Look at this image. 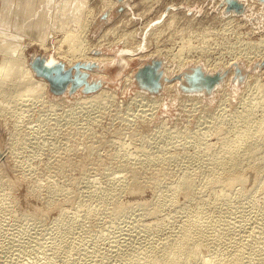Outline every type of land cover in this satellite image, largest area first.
I'll use <instances>...</instances> for the list:
<instances>
[{"label":"bare ground","instance_id":"obj_1","mask_svg":"<svg viewBox=\"0 0 264 264\" xmlns=\"http://www.w3.org/2000/svg\"><path fill=\"white\" fill-rule=\"evenodd\" d=\"M56 1L5 0L1 8L0 18L3 23H9L10 27L8 26L9 29L0 28V120L4 129L9 131L8 144L12 151L19 144L32 147L37 145L34 142L36 134L32 132L35 134L33 137L36 136L33 140L30 138L32 135L30 136V133L24 132L21 128L24 121L20 123L24 117L31 114L30 111L35 107V103L47 102V108L54 109L53 105L59 104L62 99L73 97L72 99L76 100L77 104L65 109L64 116L73 121L76 120V116L80 115V118L83 117L85 121L81 125L85 126V123L94 122L98 120V116H102L101 114L105 112L102 108V98L111 95V88L106 84L91 93H74L71 96L66 93L58 96L52 95L48 90V80L37 76L30 65L28 49L34 46L32 44H36L35 47L40 52L47 53V63L61 60L66 65H71L77 61H95L104 67L102 70L91 71L93 76L97 74V76L110 79L111 75L107 74L109 72L107 67L110 63H117L122 68L128 65L129 60L137 56L132 55L135 54L133 51L136 47L135 42L134 44L131 42V38L135 34H142L145 26L138 29L127 27L134 21L135 15L130 10L131 5L132 7L135 5L134 1L129 5L127 3L122 9L121 16L124 17L120 16L110 25L107 24L93 41L86 37L87 25L90 23L91 27L103 10L110 16L119 1L106 0L103 10L90 15L89 19L84 17L80 22L73 21L71 25L68 24L70 19L66 20L65 30H63L65 25H62V19L57 18V10L53 11L54 5L55 8L58 7ZM239 1L251 10L243 16H250L257 8L261 10L263 8L260 0ZM162 12H166L169 16L177 13L174 8L165 9V11L163 9ZM239 15L232 14L231 16L235 24L242 17ZM50 21H53L52 26L49 24ZM164 21L168 22L166 19ZM115 29L121 32L106 41L104 38L105 42L100 44L102 37L109 32L112 34L118 31ZM116 41L121 42V48H112L108 52H93L94 49L100 48L98 46L105 47ZM181 43L179 50L168 56L171 59H178V70L187 60L183 58V52L206 50L205 45L199 43L192 45L189 39L182 38ZM256 45L259 57L264 58V40L257 41ZM231 54L232 58L244 56L243 60L246 62L254 59L241 49ZM143 57H145L143 53L137 56L139 59ZM133 72V69H130L124 75V79L133 80ZM163 73L168 77L175 75L174 70L168 65L163 68ZM230 76L231 73L223 83L214 88V91H221ZM254 76L255 74L245 80L249 83L254 82V91L246 99L242 98L237 106L231 107L228 110L229 113L224 107H216L215 111L211 108H202L207 114L206 117L200 120L197 118L199 121L197 123L195 120L197 123L195 127L183 131V136L179 133L182 137H179L178 133L174 135V132L168 130L167 127L156 124V127L160 129L157 133L151 132V140L146 138V132H141L142 134L139 135L141 143L134 145V152L126 148V141L125 144L119 143L121 152L118 149L114 150L115 152L112 151V155L117 159L114 161L111 158L115 163L110 161L109 164L112 162L120 166H112L113 170L110 167V172L107 166L98 167V171L93 167V172L102 171L105 176H108L103 177L99 172L102 178H107V181L102 180L105 183L103 185V182L101 184L96 182L101 181V178L96 181L95 179L90 181L92 180L90 179L88 181L90 184L88 183L84 191L81 190L83 194L79 193V188L83 187L78 188L77 177L73 178L74 182L73 179L71 180L72 188L68 185L65 188L66 185L63 186L55 179L54 182L48 181L47 183L44 180L45 183H43L40 182L43 179L33 178L31 173L34 170L33 166L20 169L21 175H25L30 180L27 188L29 194L34 198H39V193L43 192L46 206L58 205V212L53 220L56 222L57 229L54 234L52 233L54 229L51 232L52 235L49 233L50 238H46L50 239L49 241L40 243L38 247L45 255L44 260L43 253H40L43 259L41 261H44L42 264H264V227L263 224H252L255 218L264 217V212L261 211L263 208L259 204L262 198V202L264 201V83H259ZM176 86L177 80L164 82L162 91L172 92L177 90ZM162 91L157 94H148L144 90L135 89V95L138 98H135L134 104L140 108L135 109V113L129 116H136L139 110L144 115H152L156 96ZM194 95L198 97L202 94L195 93ZM37 109L39 110L40 106ZM140 115L136 117L142 119L140 121L143 122L145 116L142 115L140 118ZM58 119L60 120V116ZM120 119L129 121L126 113ZM87 125L90 127V124ZM137 125L136 127L140 126ZM80 128L83 130V127ZM76 129L79 130L77 127ZM21 131L24 132L23 135L18 134ZM86 133L83 137H86ZM212 134L215 136L214 140H211L213 137L208 138ZM2 135L0 134V141L3 140ZM158 137L163 138L162 141L160 140L161 144H157L158 140L157 143L155 142ZM119 141L123 140L119 139ZM87 146L86 156L87 154L92 155L94 146L91 143H87ZM15 156L17 159L13 158V162L18 166L29 159L27 153L15 154ZM91 159L89 157L88 160L91 161ZM58 160V165L54 170L56 173H62L63 159ZM90 161L84 159L81 164L86 165L85 162ZM172 162H175V165L169 166ZM93 165H90L89 170ZM106 168L108 170H105ZM85 169L87 170V167ZM85 169H83L84 172ZM81 174L78 173V176L81 177ZM48 177L43 178L48 180ZM51 178L50 176V180ZM250 178L252 183L248 185L247 181ZM148 189L151 190L149 198L140 196L145 193L144 190L148 191ZM124 193L129 194V198L124 199L122 197ZM10 196L8 179L0 175V207L8 210H6L8 213L5 211L8 216L6 215L4 223L7 222L8 217L15 219L17 223V214L13 208L15 204L12 201L14 199ZM244 201L251 204H249L251 207L249 211L244 210L245 204H242ZM3 208L0 209L4 210ZM176 211H182L181 214H177L178 219L175 215ZM232 211L239 212L240 218L235 219ZM2 213L5 216L3 211ZM242 216H248L247 220ZM100 218L107 223L101 231L97 226ZM233 219L235 221H232ZM16 223L13 226H16ZM3 225L0 223V264H25L28 255L24 263H21L19 259H16L19 257L16 256L17 253L14 256L15 259H11L13 255L8 258L5 254L11 251L9 248L13 247L15 242L18 243L19 240L22 242V231L21 234L18 233L19 236L17 232L11 233L9 229V227L13 228L11 224ZM19 226L22 227L20 223ZM96 226L99 232H96ZM3 229L6 232L10 230L7 233L10 235L6 237L7 234L4 235ZM103 234L107 244L105 243L106 246L102 249L100 243ZM99 240H101L100 243ZM88 244L92 245L88 246ZM18 245L19 243L15 246L18 248ZM38 251L41 250L38 249ZM74 258L76 262H73ZM38 263L41 262L36 264Z\"/></svg>","mask_w":264,"mask_h":264},{"label":"rangeland","instance_id":"obj_2","mask_svg":"<svg viewBox=\"0 0 264 264\" xmlns=\"http://www.w3.org/2000/svg\"><path fill=\"white\" fill-rule=\"evenodd\" d=\"M124 1H125V7L127 3H128L127 5H129V3H132L133 1L135 2V5L133 7L131 5V9H130L135 15L134 21H132V23H129L127 27H129L130 29L131 28L138 29L141 26H145L142 34H135V36H132L131 38V42L133 44L135 42V47H136L135 51H133L135 52V54L132 55L138 56L139 54L143 53L145 57L140 59L137 58V56L133 57L131 60H129L128 65L122 68H120L121 65H117V63L114 62L109 64V66L107 67V71L109 72H107V74L111 75V79L104 77L106 80L109 81V83L106 82L104 84L108 85V87L111 88L110 90L111 95L104 96L102 98V102H103L102 108L103 111H105L101 114L102 116L101 117L98 116L97 117L98 120L97 119L94 120V122L96 121L95 124L93 121L87 123L90 124V127L93 125V127H91L93 129H91L89 125H87L86 123L85 126L81 125L84 124L85 121L83 117L80 118V115L76 116L77 117L76 120L73 121L70 120L69 117L64 116V113L66 112L64 111L65 109L74 107L77 104L76 100L72 99L73 97L71 98L69 97L70 99L68 97L66 99H62V101L59 104L53 105L54 109L49 107L51 110L47 108L48 107L47 102H44L45 104L40 102L35 103L34 105L35 107L30 111L32 115L29 114L28 117L27 116L24 117L26 118L25 120H23L24 119L23 118L22 121H20L21 124L24 121L23 124H25L26 127L25 125L20 124L21 128L23 129L24 132L27 131L28 134L30 133V136L32 135L30 138L34 140V138L37 136L36 139L34 140V142L37 143L36 147L35 146L32 147L31 145H27V144H23L20 146L19 144L16 145V147H14V151H12L10 145L8 144L9 131L4 129L3 127L4 125H2L0 120V134H3L2 135L3 140L0 141V175L8 179L10 194L14 199L12 201H14L15 204L13 208L15 209L17 214L16 217L17 223L19 222L22 227L19 226V223L18 224L16 223L15 219L13 218L9 219V217L7 219V222L9 221V223L7 222L4 223V219L6 215L8 216V214H6L8 213L7 212L8 210L6 208L4 209L3 207L0 208H3L4 210L2 209L0 210L4 212L5 216L3 215V213L1 214L0 211V221L2 220L0 223H2V225L4 224L3 226H5L6 224H11V226H13V224L16 223V226H13V228L9 227V229H11V233L17 232L16 233L17 235L21 234V231L23 234L25 233L24 235L21 234L22 242H20V240L18 242L19 249L16 247L18 243L15 242L16 246L12 245L14 248L13 247L9 248L11 249L12 252L8 249L9 251L5 253L7 254L8 258L9 257L11 258V256L13 255V258L11 259H15L14 256L17 253L16 256L19 257L16 259L17 260L19 259L18 261L21 263L22 262L24 263L26 256L28 255L25 264L29 262L31 264L33 263L36 264L39 261L41 263L38 264H42L44 261L42 262L41 260L43 259L45 260L44 258L45 255L43 250L38 247L40 246V243L47 242V240L49 241L50 239H46L47 237L50 238L49 233L50 235H52L51 234L52 230L54 229L52 232L54 234L55 230L57 229L55 226L56 222H53V220L56 218V214L58 212L57 209L58 205L46 206L44 203L43 192L39 193L42 199H39L40 197L34 198L31 194H29L30 192L27 191V188L30 180L25 175H21L20 169L26 168L28 166L30 167L33 166L34 170L31 172L33 174V178H39L40 180L43 179L42 181H40L43 183H45V181L47 183L48 181L54 182L55 179L58 182L60 181V184L62 183L63 186L66 185L65 188H67L68 186L71 187L72 186L71 180L73 178L76 179L75 177H77L76 183L78 188L83 187L82 189L79 188L80 191L79 193L83 194L82 191H84L85 188L90 184V182H88L90 179H92L90 181H94L93 179H95L96 181L97 179L101 178V181L100 180L96 181V182H100V184L103 181L104 182L107 181L106 180L107 178H102V175L103 177L105 176V174L102 171H99L102 175H100V173L97 172L98 167L107 166L109 167L110 170H108L107 168L105 170H108L110 172L112 166L114 165L116 167L120 166V165L117 166V163L116 164L112 163L117 159V158L115 159L114 155H112L113 152H115L114 150L117 151L118 149L119 152H121L119 143L122 142L123 144H125L126 141L125 144L126 148L127 149L129 148L130 152L132 151L134 152L133 150L135 149L134 145L141 143V140L139 138V135L142 134L141 132L144 133L146 132L145 133L146 138L148 140H151L150 138L151 132L155 131L157 133V130L160 129L159 127H156V124L161 125L163 127H167L168 130L174 132V135L175 133L178 134L180 133L183 136V131L195 127L198 121L200 120V118L206 117L207 114L203 109L211 108L212 110L215 111L216 107H220V108L224 107L225 109H227L226 112L229 113L230 111L228 110L231 107L234 108V106H237L242 98L246 99L250 95V93L254 91V82L252 83L245 82V80L249 78L251 75L255 74L254 76L255 79H257L259 83H264V58L259 57L258 55L259 50L256 45L257 41L261 39L264 40V9H263L264 1L263 0H260L263 5L262 10L257 8L250 16H243L244 13H249L251 11L250 8L247 6H245V9L247 8L249 9L247 10L244 9V11L240 13L233 12L232 10L225 13L224 12L225 2H221L220 0H157V2L155 0H124ZM4 2L5 0H0V13H1V8L4 5ZM56 2H58V7L55 8L54 5L53 11L57 10V18L60 17L62 19V25H65L63 30H65L67 28L66 20L70 19L69 20L70 22H68V24L70 23L71 25L73 21L80 22V20H83L84 17L85 19L86 18L89 19L90 15L92 16L94 13H98L99 11L103 10V6L106 0H57ZM119 3L120 2H117V4ZM170 8H174L177 11V13L175 15L169 16L166 12L165 13L162 12L163 9L165 11V9L167 10ZM161 12L162 14H160ZM121 13L122 11L115 14L114 11L112 10L110 16H113V18L111 22L108 24L110 25L112 21L118 19L121 16ZM232 14H240L239 16H242L240 21L238 22L239 24L238 23L235 24L234 21L231 20ZM165 19L168 21L167 23H165L164 21ZM52 23L53 21L49 22L51 26ZM93 23L91 27H90V23L86 27V37L87 38L89 37L90 40L92 41L96 38L97 35L100 34V32L104 29V27L107 26V24H104L102 30L100 32H97V30H95L94 28ZM8 26L10 27L9 23L8 24L3 23L2 19L0 18V28L5 27L9 29ZM122 27L125 28L126 26H122ZM115 30L118 31L113 32L112 33L113 35L111 34V32H109L105 37H102V42L99 41L100 44L105 42L109 38H113L114 35L117 36L118 33L121 32L119 29H115ZM104 38L105 41H103ZM182 38L189 39L192 45H195L196 43L203 44L205 45L206 50L198 51V52L195 50L183 52L182 56L184 59L187 58V60L178 70V66H177L179 63L178 59L177 58L171 59L168 56H170V54L172 53H175L176 50H179V47L182 44L181 43ZM109 45L105 47L101 45L98 47L102 48L103 51L105 52H108V50H111L112 48L122 47L121 42L118 41L112 42V44L110 43ZM32 46L34 48L30 47L28 49V58H29V54L33 50L40 52V50H37V47H35L37 46L36 44H32ZM239 49L251 55V57L252 58L254 57V59H252L249 62H246L245 60H243L244 56L232 58L233 55L231 53L238 52ZM148 52H152L156 54L148 55L146 54ZM148 57L161 58L162 71L165 65H168V67L174 70L175 74L181 72L184 67L190 64L202 65L203 69L206 71L209 70V72H213L216 69L229 68L230 71L227 76H229L230 73L232 75L233 63H242L246 67H250L253 63H255L257 66H259L260 64L262 66L250 70L248 73H246L244 81L238 84L234 85L233 83H231L230 79L226 80L225 81L226 83L222 86L223 89L219 92H216L213 89L209 94L207 95L202 94L197 97L194 95L195 93L182 94L181 92H178V90H173L172 92L162 91L159 95L156 96L157 99L154 107V113H152V115L150 116L148 114L144 115V113L140 112V110L138 111L139 114H137L136 116L140 115L141 113L142 114L140 115V118L142 115L145 116V117L143 116L145 119H143L142 122L140 121L142 119L138 118L139 116L138 117L131 116L132 118L129 116V115H133L132 113H135V109L140 108V106L136 107V105L134 104V102H136L135 98H138L135 95V89L137 90V88L135 86H132V80L130 81L127 78L124 79V75L127 72H129L130 69H133V71H135L136 66L140 63V61H143ZM95 76H97V74ZM39 106L40 109L38 110L37 108H39ZM33 110L35 111L33 112ZM146 112H148V110ZM125 113L128 116L129 121L131 122H129L128 120L126 121L120 119V117L123 116ZM61 114H63L62 117ZM59 116H60V120L58 119ZM55 117H57L56 120ZM195 120H197V123L195 122ZM127 122L129 124H127ZM136 122L140 126L137 125ZM135 123L139 127H136ZM76 127L79 128V130L76 129ZM80 127H83V130H81L82 128ZM88 127L89 129H91L90 132ZM84 128L87 129L85 130ZM23 131H21V133L18 134L23 135L24 133ZM32 132L36 134L35 137H33L35 134H33ZM84 132L85 133L88 132L85 135L86 137H83L85 134ZM180 134L178 135L179 137L181 136ZM118 138L120 140H123L124 142L119 141ZM208 138L214 140L215 136L212 134L208 136ZM160 140L162 141L163 138L160 139L158 137L155 139V142L157 144H161ZM86 142L88 144L91 143V145L94 146L92 155L87 154V156H89L90 159L92 158L91 161L88 160L89 157L86 156V153H88V151L86 152V150H88L87 149L88 146ZM117 146L118 148H116ZM24 153L29 154V159L23 161L21 166H18V164H15L13 162V158L17 159L15 154L21 155ZM93 156L95 158H93ZM130 156H133V154H130ZM61 157L63 159L64 170L62 173H56L54 169L58 165L59 162L58 159L62 160ZM111 158H113L114 161L111 160ZM84 159H87V161L90 162H85L87 164L82 165L83 163L81 164V161H84ZM110 161L112 162L109 164ZM93 164H95V166ZM97 164H99L100 166ZM90 165H93L92 169H90L91 171L89 170V167H91ZM173 165H175V162H172L169 166H173ZM76 167L78 168L80 167L81 169L79 168V170L83 172L79 171L78 168ZM85 167H87L88 171L85 169ZM93 167H95L94 169L97 170L96 171L97 173L93 172L94 171ZM83 169H85V172L87 171L86 176H84L85 172ZM89 171L91 173H89ZM123 171L125 172L126 170ZM48 173L52 177L51 180H50V176L49 175H48L49 177L47 176ZM78 173L79 174L82 173L80 175L81 177L78 176ZM88 173L89 175L90 174L92 175L89 176L87 175ZM93 173L95 174L96 177L94 176ZM43 174L44 176H46V178L48 177V180L46 178H43L44 177ZM80 178H82L83 180ZM251 178L248 179L247 181L248 185L252 183ZM74 179L72 180L73 182ZM104 182L102 183L103 185L105 184ZM41 191H43V189ZM144 191L145 193H142L140 196L149 198L151 196L150 195L151 190L148 189V191L147 190ZM125 194L126 193H124L122 197L124 199L129 198V194L126 195ZM262 200H259V204H261V208H263L261 211L264 212V201L262 202ZM242 204H245L244 210L249 211V209L251 208L250 207L251 204L246 201H244ZM246 205L249 206L247 207ZM235 209L237 210V208ZM181 213L182 211L180 212L176 211L175 215ZM232 213L235 219L240 218L239 216L240 214H238L239 212L232 211ZM215 214L217 215L218 213ZM259 214L262 215V213ZM242 217L244 218L246 217L247 220L248 216H242ZM262 217L263 216H259L255 218L257 221L255 219L253 220V218L251 217V219L253 220L252 224H261V225L263 224L262 226L264 227V220H263L264 217L263 218ZM178 218L179 216L177 215V219ZM258 218L260 219V221H258L259 220ZM11 219H13L14 222ZM235 219H233L232 221H235ZM99 220L97 226L99 228V231H101V228L102 227L104 228L107 223L103 221V219L101 220V218ZM252 220L249 219V221ZM17 225L19 229L17 228ZM97 226L95 227L96 228L95 230H97ZM12 229L14 231H12ZM9 231L6 232V230H4V235H6ZM99 231L97 230L96 232ZM9 235L7 234L6 237ZM101 240H99V243L100 241L101 243H103V244L100 243V246L102 245L101 248L103 249V246L105 247L107 244L106 240L104 239V234H103V239ZM20 244H21V248L24 247L22 248L23 252L20 248ZM22 244L24 245L26 244V245L23 246ZM91 245L92 244H88V246ZM38 249L41 251L39 252ZM40 253L41 254L43 253L42 254L43 259L41 258L42 256H40L41 255ZM20 255L21 256L24 255V256L21 258ZM34 257H36L37 259ZM30 258H32L34 261ZM38 258H40V260H38ZM21 259H23V261ZM73 260H74L73 262H76L75 261L76 258H74Z\"/></svg>","mask_w":264,"mask_h":264},{"label":"water","instance_id":"obj_3","mask_svg":"<svg viewBox=\"0 0 264 264\" xmlns=\"http://www.w3.org/2000/svg\"><path fill=\"white\" fill-rule=\"evenodd\" d=\"M118 1L120 3L113 8L115 14L122 11L125 7L124 1ZM220 1L225 2V13L230 10L240 13L245 9L244 3L239 0ZM112 18L113 16H109L106 11H103L93 23L95 30L100 32L104 24L110 23ZM93 52L99 53L105 51L102 48H97ZM29 59L35 74L48 80V90L52 95L58 96L64 93L72 95L77 92L82 94L91 93L108 81L101 76H92L91 71L102 70L104 67L95 61H77L71 65H66L61 60L47 63L46 55L38 51H32L29 54ZM260 66L262 65L257 66L253 63L250 67H246L242 63H233L232 75L230 77L231 83L235 85L244 81L246 73ZM161 67V58L148 57L140 61L133 74L132 86L144 90L148 94H157L162 91L164 82L177 80L176 87L178 92L207 95L217 85L223 83L230 71L229 68H224L209 72V70H204L202 65L190 64L184 67L181 72L168 77L163 73Z\"/></svg>","mask_w":264,"mask_h":264}]
</instances>
